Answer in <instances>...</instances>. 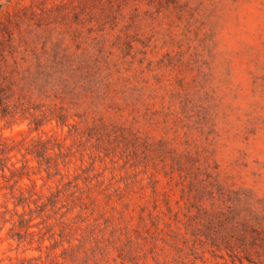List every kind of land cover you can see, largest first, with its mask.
<instances>
[{
	"label": "rangeland",
	"instance_id": "1",
	"mask_svg": "<svg viewBox=\"0 0 264 264\" xmlns=\"http://www.w3.org/2000/svg\"><path fill=\"white\" fill-rule=\"evenodd\" d=\"M0 89V264H264V0H0Z\"/></svg>",
	"mask_w": 264,
	"mask_h": 264
},
{
	"label": "clouds",
	"instance_id": "2",
	"mask_svg": "<svg viewBox=\"0 0 264 264\" xmlns=\"http://www.w3.org/2000/svg\"><path fill=\"white\" fill-rule=\"evenodd\" d=\"M25 129H26V123L20 124L19 126L12 128L11 130L4 131L2 134L4 136H9V135H13L14 133H17V132H23V131H25ZM5 231H6V229H5Z\"/></svg>",
	"mask_w": 264,
	"mask_h": 264
},
{
	"label": "trees",
	"instance_id": "3",
	"mask_svg": "<svg viewBox=\"0 0 264 264\" xmlns=\"http://www.w3.org/2000/svg\"><path fill=\"white\" fill-rule=\"evenodd\" d=\"M3 92V90L2 89H0V104H2L3 103V100H4V94L2 93ZM6 109H4L3 111H5ZM35 128H36V125H35Z\"/></svg>",
	"mask_w": 264,
	"mask_h": 264
}]
</instances>
